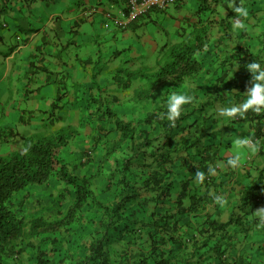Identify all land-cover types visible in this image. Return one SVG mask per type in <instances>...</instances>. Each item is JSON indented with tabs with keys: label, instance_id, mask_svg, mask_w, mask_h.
<instances>
[{
	"label": "trees",
	"instance_id": "trees-1",
	"mask_svg": "<svg viewBox=\"0 0 264 264\" xmlns=\"http://www.w3.org/2000/svg\"><path fill=\"white\" fill-rule=\"evenodd\" d=\"M253 1L237 3L245 7ZM186 2L195 6L196 20L186 38L160 45L156 72L139 78V72H129L130 59H123L104 83L86 87L87 98L77 97L75 119L68 122L73 124L61 121L47 133L21 135L13 127L3 132L0 143L17 135L20 140L16 150L0 156V264H195L206 251L215 255L214 264H227V228L233 225L246 235L258 223L247 222L246 215L264 196L258 194L264 188L260 176L243 190L226 222L208 215L192 233L189 224L180 223L181 214L197 213L206 202L207 195L196 197L189 183L193 173H207L214 160L215 145L204 141L211 134L208 124L218 110L236 106L246 90L230 78L229 64L246 69L254 60L261 62L264 50V45L258 52L238 47L232 57H219L225 48L221 39L245 36V27L255 23L241 18L245 27L235 28L230 19L237 14L224 0H177L175 7ZM145 81L156 94L144 96ZM173 93L195 101L183 105L174 126L161 116ZM194 109L198 117L189 120ZM226 122L249 123L252 136L259 137L264 111L249 108ZM200 146L198 153L191 151ZM180 165L187 172H180ZM177 179L176 210L162 209ZM48 184L59 189L57 195L50 194L46 204L36 198L40 206L25 213L22 206L31 200L26 195Z\"/></svg>",
	"mask_w": 264,
	"mask_h": 264
},
{
	"label": "crops",
	"instance_id": "crops-1",
	"mask_svg": "<svg viewBox=\"0 0 264 264\" xmlns=\"http://www.w3.org/2000/svg\"><path fill=\"white\" fill-rule=\"evenodd\" d=\"M106 1L109 3L104 5L103 0H75V2L72 0H0V53L5 52L3 59L6 62L0 81L6 85V72L7 74L13 73L15 70L16 55L20 52L21 46L17 45L16 48L7 46L8 40H18V35L13 31L16 28L25 33L22 47L28 51L22 57L25 58L24 64L29 62V67L34 66V68H29V71L35 74L33 78H29L28 82L20 84V87H14L17 92H23L25 98V108L9 107L7 113L9 122H11V118H15L20 124V129L15 130L16 132L21 135H29L37 132L39 127L44 125V133H47L54 125L61 121L64 123L65 117L58 113V109L63 107L66 109L65 103H78V98L74 94L83 91L86 87L93 86L94 82L99 83L102 79L103 82L105 77H109L116 71L126 55L127 59H130L129 72L137 73L141 70L142 74L146 75L150 72L143 70L155 68L157 71L156 61L159 57L160 45L164 42L177 41L178 38H186L188 28L195 20V17L192 16L193 7L190 8L191 4L186 2L180 8L175 7L174 4L164 10L150 11L145 17L137 19L128 27L121 29L112 20L107 19L104 12L105 8L114 10L124 8L125 0ZM39 5H47L52 10V13L45 12L44 21H41V16L33 15V11H37ZM91 6H96L97 10L84 14L86 9H90ZM263 9L259 8V10ZM26 18H33L38 27L32 28ZM95 18H100L97 25H95ZM230 22L235 24L233 18L230 19ZM87 26L88 29L85 31L84 28ZM97 27L100 29L99 33L96 32ZM91 28L94 29V35ZM242 38L221 39L225 48H221L219 57L224 59L232 57V53L237 52L238 47L242 50L249 47L253 48L254 52L260 51L257 45L246 46ZM62 40L66 42L63 43ZM70 45L75 47L72 52H69ZM31 48L40 53L38 65L35 64L36 54ZM62 49L65 50V55H62ZM260 54V63L264 67V52L261 51ZM68 55L70 56L68 57ZM154 55L155 60L153 61ZM151 61H153V65L149 67ZM235 63L229 64L230 78L246 86V90L236 104V106H242L248 99V91L253 87V79L248 68H240L238 71ZM246 72H249L251 76H245ZM18 78L21 77L14 76V84L17 83L15 79ZM9 85H11L10 81ZM46 85H48L45 87L47 89L44 88V90L43 86ZM61 90L63 91L61 92ZM53 94L55 95L53 96ZM122 96L120 93L119 97ZM163 96L162 93L157 98L162 99ZM0 97L2 98L3 95L0 94ZM66 106L73 112L72 117L75 119L76 106L74 108ZM51 109L54 111L50 115ZM13 111L18 112L15 114ZM1 116L6 119L4 114ZM57 116L60 120L53 123ZM213 118L214 122H211L213 124L211 126L208 124V132L211 134L206 136L204 141L207 145L212 142L215 145L210 150L214 160L207 173L199 170L205 176L203 181L196 179V172L191 175L192 179L189 183V190L191 193H195L196 197L207 195L204 208L197 213L180 215L182 227L185 228L189 224L188 232L190 233L196 232L201 227L204 217L208 215L220 222H226L233 209L240 204L243 190L253 185L258 180V176L264 182V130L259 137L252 136L253 127L249 123L237 125L238 129L233 130L232 127L236 124L227 123L228 117L223 115L220 110ZM18 140H20L18 135L10 139L13 142ZM245 140L248 141L247 144L242 143ZM237 141L241 143H236ZM225 142H227L226 153L220 151ZM238 144H244L250 150L244 156L234 154L237 160L243 158V161L240 167L233 168L228 161L235 159L230 152L231 148L237 147ZM252 147H256V151H253ZM201 148L200 146L191 149V151L198 153ZM181 167L180 165L178 168L180 172L183 169L184 172H187V168ZM175 181L177 185L172 194L162 201L160 205L162 209L176 210L175 198L180 191V180ZM260 191H264V188ZM216 196H223L228 200V203L224 205L218 203L215 199ZM260 209H264V196L261 203L252 210L251 214H248L250 222L258 221L254 226L257 229L258 244L253 242V245L246 246L248 235L245 236V234L237 232L233 225L227 228L229 242L223 244L226 250L227 264L264 263V227H260L264 223V214H259ZM214 241L215 239L211 241V245ZM214 263L215 255L211 251H206L195 264Z\"/></svg>",
	"mask_w": 264,
	"mask_h": 264
},
{
	"label": "rangeland",
	"instance_id": "rangeland-1",
	"mask_svg": "<svg viewBox=\"0 0 264 264\" xmlns=\"http://www.w3.org/2000/svg\"><path fill=\"white\" fill-rule=\"evenodd\" d=\"M224 1L227 4H229V7H231L230 6V0H224ZM72 2H75V0H72ZM240 2L243 3V2H246V0H240ZM103 3H104V5H106V4L109 3V1L103 0ZM189 3H191V2H189ZM102 7H104V6H102ZM192 7L194 8L195 6H192ZM245 7L248 8V10H249V16L247 18L249 19L250 22H254L255 26L254 27L253 26L250 27L251 26L250 25V26H246L245 27L246 33H245V36H242L243 37L242 40L246 44V46L247 45H252V46L257 45V46H259L258 48H261L264 45V41H263L264 40V36H262L263 32H264V9L263 10H259V8L260 7L264 8V0H255V1H253L252 4H248V2H247ZM105 9H107V8H105ZM220 9L221 8H219V10ZM111 10L114 13V11H113L114 9H111ZM46 11H48L49 13H52V10L47 5H39V7L37 8V11H33V15L34 16H38V15L41 16V18H42L41 21H44L45 15H46L45 14ZM231 17H233V15H231ZM33 18L32 19L26 18V20L28 21V23H30V26L32 28L38 27L37 22H35L33 20ZM94 21L96 22L95 25H97V23L100 21V18H95ZM87 29H88V26L84 28L85 31H87ZM13 31L16 33V35H18L20 40H19V38H18V40H8V46L7 47L16 48L17 45H20L21 48H20V52L17 53V55H16L17 59L15 60L16 61V65H15L14 72L13 73L9 72L8 74L6 72V80H7L6 85H5V83L2 84L1 81H0V94L3 95L2 98L0 97V137H2L4 135L3 132L5 134L7 133V128H9V127H13L14 131L17 130V129H20V127H19L20 124H19L17 119L11 118V122H9L8 119H7V113L9 111V107L25 108V105H24V99L25 98H24V95L22 94L23 92H17L14 87H20V84L28 82L29 78L30 77L33 78V76L35 75V74H32L31 71H29V68H34V66H30L29 67V62H26L24 64L25 58L22 57V55H24L28 51V49H25V48L22 47V45L24 43L23 39L25 37V33H24L23 30H21L19 28L13 29ZM91 31H92V33L94 35L95 34L94 33V29L91 28ZM96 32L97 33L100 32V29L98 27H97V31ZM96 40H98V39H96ZM62 42L65 43L66 41L62 40ZM40 45H42V42H40ZM31 49H32L33 53L36 54L35 64L38 65L39 64L38 60H39V57H40V53H39L38 50H35L33 48H31ZM74 49H75V47H73L71 45L69 46V52H72ZM252 50H253V48H252ZM5 51H7V50L5 49ZM262 52H264L263 49H262ZM4 53H0V80H1V76L3 75V68L6 65V62H4V59H3ZM62 55H65V50L62 51ZM69 56L70 55H68V57ZM123 58L124 59L128 58V56L126 55ZM33 59H35V58L33 57ZM152 60L153 61L155 60V55L153 56ZM30 61H31V58H30ZM153 61H151V64L148 65L149 67L153 65ZM11 62H13L12 59H11ZM156 64H157V61H156ZM143 71L144 72H150V73L151 72L152 73L156 72L155 68H149V69H146V70H143ZM141 74H142V71L139 70V78L142 77ZM15 75L21 77V78L15 79L17 81L16 84H14V76ZM148 77H150V76H148ZM53 78H55L54 75H53ZM34 79H35V77H34ZM149 80L151 81V78H149ZM9 81H10L11 85H9ZM97 84L98 83L94 82L92 85L95 87ZM47 86L48 85L43 86V89L45 87H47ZM53 87H54V85H53ZM45 89H47V88H45ZM86 89L87 88H84L83 91H79V92H77L74 95H76L78 98H84V97L87 98L89 96V90L90 89L89 88L87 90ZM157 90L158 89H150V82H145L144 83L143 93H145L144 94L145 97H146L147 93L149 95L153 96L154 94L157 93ZM62 91L63 90H61V92ZM54 95L55 94H53V96ZM71 95H73V94L71 93ZM148 99L150 101H152V98H148ZM84 102H82V104L86 103V102L85 103ZM194 102L195 101L192 100V104H195ZM157 103H158V98L155 99L153 105H156ZM78 104L79 103H74V104L65 103V105H69L70 108H74L75 106L77 107ZM115 105L123 106L124 104L116 103ZM13 112L16 114L18 111H13ZM58 113H61V115H63L65 117L64 125L67 124L68 122H71V120L73 118L72 117L73 116V112H71L67 108L64 109V107H63L62 109H58ZM2 114H4L6 116V119L1 116ZM198 114H199V111L194 109L193 112L189 115V120L194 119V117H198ZM7 123H8V125H5ZM68 124L70 125V124H73V123H68ZM44 128H45L44 125H41L39 127V130H37V132L44 133ZM232 129L236 130V129H238V126L237 125H233ZM0 141H2V140H0ZM18 145H19V142H17V141H15V142L10 141V140L8 142L7 141H3L2 143H0V156H4V155L16 150ZM226 146H227V142H225L223 144V146H221L220 151L226 153V151H225V150H227ZM236 146L237 147L233 146L231 148V152H230L231 155L234 156V158L236 157L234 154H237V155L241 154V155L244 156L250 150V148L245 146L244 144L243 145L238 144ZM238 151L243 152V153H240ZM64 155H66V152H64ZM70 160H71V158H70ZM239 160L240 159H238V161ZM51 186H53V184L44 185L43 187H46V188L42 189L39 193H34L33 195L32 194L31 195H26V197L27 196L31 197V200L25 201L23 206H22L26 210L25 213H27L29 211L32 212V211L36 210L40 206V204H46L47 203V197L50 194L54 193V195L55 194L57 195V191L59 189H57V188L52 189ZM36 198L40 199V201H41L40 204H39L38 201H36L37 200ZM14 201H15L14 202V204H15L14 207L16 208L17 199L14 200ZM251 213H252V211L249 210L248 214H251ZM246 220H247V222H250V218L248 219V215H246ZM250 226H252L251 229H250V232L246 233V235H248V242L246 243L247 244L246 246L253 245V242H256V244L259 243L258 235H257V229L254 227L255 225L251 224ZM243 234H245V233H243Z\"/></svg>",
	"mask_w": 264,
	"mask_h": 264
},
{
	"label": "clouds",
	"instance_id": "clouds-1",
	"mask_svg": "<svg viewBox=\"0 0 264 264\" xmlns=\"http://www.w3.org/2000/svg\"><path fill=\"white\" fill-rule=\"evenodd\" d=\"M177 0H175L173 3H170L164 7H153L149 9L146 13L137 15L134 17L132 20L127 21V23L124 26H118L116 23V19H124V15H126L129 11V6H128V0H125V7L113 10L114 13L112 12V8L106 9L104 12V16L112 20L114 24L118 28H126L128 27L131 23L136 21L137 19H140L142 17H145L150 11H154L156 9L159 10H164L170 5H174ZM230 6L232 7L233 11L237 14L235 19V24L234 27L237 29H242L245 27V24L241 18H246L249 16V10L248 8L244 7L242 4L237 3V0H230ZM97 7H90V9L86 10L84 14H87L89 11H96ZM109 13V15H108ZM193 16V15H192ZM196 20V17H195ZM194 20V21H195ZM171 43V42H170ZM160 58V53L159 57ZM158 66V65H157ZM248 70L252 73V79H253V87L250 88L248 91V99L242 106H231V107H225L223 108L222 114L228 117H235L237 115L243 117L246 113V110L251 108L254 112H261L264 111V67H262L261 63L257 60H254L253 62L249 63L247 65ZM158 69V68H157ZM193 100V97L189 94H178V93H173L171 94L170 98L167 101V111L165 113H162L161 116L168 119V121L171 122V124L174 126L176 120L181 116L182 111H183V105L191 102ZM237 143H241L240 141H237ZM242 143L247 144L248 141L245 140ZM28 149L26 148L25 151ZM253 151H256V147H252ZM243 161V158L241 160L237 159H231L228 161L229 165H231L233 168H238L241 166ZM196 179L199 181H203L205 179V176L202 172H197L196 174ZM263 192V191H262ZM261 191L258 192V194L262 193ZM257 194V195H258ZM216 201L222 205L227 204L228 200L224 198L223 196H216L215 197ZM261 199V198H258ZM262 201V200H261ZM259 214H264V209L259 210ZM260 227H264V223L260 225Z\"/></svg>",
	"mask_w": 264,
	"mask_h": 264
},
{
	"label": "built area",
	"instance_id": "built-area-1",
	"mask_svg": "<svg viewBox=\"0 0 264 264\" xmlns=\"http://www.w3.org/2000/svg\"><path fill=\"white\" fill-rule=\"evenodd\" d=\"M175 0H128L129 11L124 15V19H116L118 26H124L127 21L132 20L137 15L146 13L149 9L159 6L164 7ZM109 15V13H108Z\"/></svg>",
	"mask_w": 264,
	"mask_h": 264
}]
</instances>
